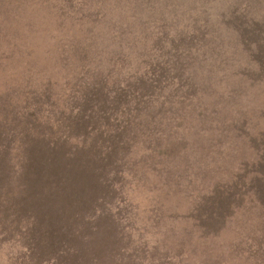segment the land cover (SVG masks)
<instances>
[{
	"label": "rangeland",
	"instance_id": "obj_1",
	"mask_svg": "<svg viewBox=\"0 0 264 264\" xmlns=\"http://www.w3.org/2000/svg\"><path fill=\"white\" fill-rule=\"evenodd\" d=\"M200 1L0 0L2 123L17 107L22 121L47 126L56 110L60 131L84 133L80 118L96 108L79 82L87 92L100 79L115 86L100 108L123 115L115 134L88 135L90 146L114 136L117 150L103 158L112 171L101 174L96 209L66 220L65 236L36 220L17 230L33 219L3 209L0 264H264V65H244L262 56L252 50L264 47V0H253L243 36L201 9L214 0Z\"/></svg>",
	"mask_w": 264,
	"mask_h": 264
},
{
	"label": "trees",
	"instance_id": "obj_2",
	"mask_svg": "<svg viewBox=\"0 0 264 264\" xmlns=\"http://www.w3.org/2000/svg\"><path fill=\"white\" fill-rule=\"evenodd\" d=\"M205 1L200 2L204 3ZM214 2L206 5L209 8L202 5L201 9L203 11L213 10L220 26L223 27L227 35L231 31L239 36L251 32L252 27L249 26L254 24V18L248 16L251 14L248 9L254 3L253 0H229L228 6L224 0H221V4L215 3V7L212 9ZM216 25L213 24V26ZM238 28L241 30L238 31ZM194 30L196 31V29ZM29 42L31 43V41ZM253 44L256 48L252 51H260L262 56L253 54L245 60L244 65H248L249 61L255 65V68L256 66L258 68L264 65V47L261 49L260 46L257 47L255 43ZM194 48L195 46H188V51H193ZM202 57L204 58V56ZM176 58L177 55H174L173 60ZM190 58L191 62H194L191 54ZM203 66L208 67L209 65L205 62ZM235 74L239 73L236 72ZM25 83L23 81L21 89L26 87ZM91 85V89L84 92L80 81L77 90V93L82 97V102H88L91 97L93 98L91 105L96 108V115L84 114V118H80L84 128H87L84 129V133L78 128L69 131L71 126H68L66 132L60 131V128L54 124L64 125V123L56 116V110L52 112L50 123L47 126L39 123L33 124L32 120L34 119L30 117L29 120L28 116L27 122L22 121L24 120L23 113L17 107L14 114L4 119V123L0 119V214L2 215L3 209L6 208L7 213H5L10 218L33 219L16 220L19 221L15 227L17 230L23 224H31L36 220L34 229H38V225L46 223L47 225H54L58 233L65 236L66 220H84L86 215L89 216V213L96 209L97 201L100 199L99 192L102 191L99 188L104 184V181L101 182L104 177L101 174L107 175L106 172L112 171L108 169L109 166L104 164L103 158L110 155L112 150L114 154L117 150L114 136L110 138L98 137L93 146H90L87 143L90 138L88 135H91V132L115 134V128L121 123V119L123 120V115L118 117L119 113L121 115L122 112L118 111L119 106L113 103L104 106L103 109L100 108L101 105L105 104L101 95L109 96V93L114 90L113 84L100 79L98 84L91 83L89 87ZM1 87L3 89L5 86ZM14 93L17 94L16 91ZM30 94L32 93L25 92L22 95L28 97ZM31 97L32 95L29 98ZM109 97L114 98L113 96ZM7 100H10V97ZM80 102L77 105L76 103L73 104L78 111H82L87 105L85 103L79 104ZM26 104V107H31L30 105L33 103L26 102ZM46 118L47 116H45ZM8 119L11 120V126L8 124ZM8 127H10L12 134H9ZM124 131L125 127L121 133L123 135L120 134L118 138L127 135ZM12 136L18 138L19 148L17 149H13L12 145L9 147V139ZM258 136L261 146H264V128L258 133ZM71 137H75V142L72 147H69ZM61 142H65L67 146H60L59 143ZM114 156L116 157V155ZM259 156V171L257 173L261 177L262 187L258 189L257 195L261 203L264 204V153ZM107 163L109 165V161ZM114 170H116L115 167ZM71 175L75 176L74 181L70 179ZM64 221L65 223H63Z\"/></svg>",
	"mask_w": 264,
	"mask_h": 264
}]
</instances>
